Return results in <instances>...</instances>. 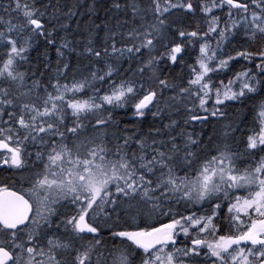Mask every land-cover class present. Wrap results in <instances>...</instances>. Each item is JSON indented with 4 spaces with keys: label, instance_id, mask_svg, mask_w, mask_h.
I'll return each mask as SVG.
<instances>
[{
    "label": "snow or ice",
    "instance_id": "1",
    "mask_svg": "<svg viewBox=\"0 0 264 264\" xmlns=\"http://www.w3.org/2000/svg\"><path fill=\"white\" fill-rule=\"evenodd\" d=\"M80 7L0 5V264H264V0Z\"/></svg>",
    "mask_w": 264,
    "mask_h": 264
},
{
    "label": "trees",
    "instance_id": "2",
    "mask_svg": "<svg viewBox=\"0 0 264 264\" xmlns=\"http://www.w3.org/2000/svg\"><path fill=\"white\" fill-rule=\"evenodd\" d=\"M92 0H60L61 6L63 7L64 5L67 6H72L76 3H79L81 5L80 9H78V11H82L85 14L84 15H78V16H74L72 17V19L70 21H66V23L68 24V33H70L69 39H76L78 41L81 42V47L83 46V37L84 35L87 34V29L89 27V21H88V13H87V5L89 3H91ZM8 0H0V5L3 4H7ZM107 7V3H103V6L98 9V11L96 12L95 16H99L100 18H103L105 16V11L104 8ZM66 10V9H65ZM95 16H93V19H95ZM77 22H79V27H77ZM96 23H100V20H96ZM195 26V25H193ZM59 35H64L63 32H61ZM104 37V32L100 31L98 33V38H97V43H99ZM40 44H41V50H43V38H41L40 40ZM231 47H233V55L235 54L236 50H239L241 47H249V45L245 44V42L240 38L237 37V39L235 41L232 42ZM33 55H35V53H33ZM52 59L53 61L55 60V51L54 49L52 50ZM73 60H75V57H73ZM87 61H84V63H86ZM128 67V63H123V67H122V71L123 69ZM236 70H240L241 67H251V65L246 64L245 62L241 61L240 64H237L236 66ZM164 71L166 73L169 74V77L171 79H176L178 82V78L181 75H184L186 78V72L187 70L185 69L184 72H181V68L179 65L177 66H173L171 68L168 67H164ZM173 95V93L171 91H166L164 93V97L167 98L168 96ZM123 118L125 121H135V118L132 117L130 115V113L125 114V110L121 109L118 110V115H117V119ZM153 118L151 116L148 117V120L151 121ZM167 122V121H165ZM197 131H199L200 129L197 128ZM213 131H215L216 134H220L221 129L219 127V125L216 126L215 129H213L211 126L207 127L204 129V133H205V137H207L208 135L213 134ZM238 135V134H237ZM242 147V146H241ZM244 165H241V167H243Z\"/></svg>",
    "mask_w": 264,
    "mask_h": 264
},
{
    "label": "rangeland",
    "instance_id": "3",
    "mask_svg": "<svg viewBox=\"0 0 264 264\" xmlns=\"http://www.w3.org/2000/svg\"><path fill=\"white\" fill-rule=\"evenodd\" d=\"M225 52L228 53V54H232L234 52L233 51V47H231V44L225 49Z\"/></svg>",
    "mask_w": 264,
    "mask_h": 264
}]
</instances>
